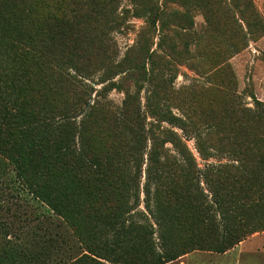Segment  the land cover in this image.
I'll return each instance as SVG.
<instances>
[{
    "label": "rangeland",
    "instance_id": "374dc122",
    "mask_svg": "<svg viewBox=\"0 0 264 264\" xmlns=\"http://www.w3.org/2000/svg\"><path fill=\"white\" fill-rule=\"evenodd\" d=\"M1 1L55 57L44 92L6 95L0 264H68L86 245L97 264H222L250 240L241 260L264 264V198L238 202L257 233L219 253L244 218L214 198L247 192L242 159L264 157L262 137L251 145L264 137V0ZM53 20L59 45L35 32ZM193 160L205 181L188 176Z\"/></svg>",
    "mask_w": 264,
    "mask_h": 264
},
{
    "label": "trees",
    "instance_id": "16d2710c",
    "mask_svg": "<svg viewBox=\"0 0 264 264\" xmlns=\"http://www.w3.org/2000/svg\"><path fill=\"white\" fill-rule=\"evenodd\" d=\"M79 2L76 5H78ZM23 18L25 19V17H22V14H13L9 6L0 0V26L4 28V30L0 31V134H5L6 130L3 131L2 129L3 127L9 125V118L6 117V109L4 108V105L5 107H7V105L4 103L8 92L12 91L15 92L17 95H22V93H27L30 90H32V92H35L39 91L40 89L44 92L46 89V82L45 78H43L44 73L41 69L44 68L45 70V67L51 62L52 58L55 57V55L51 53L50 55H48L49 52L44 51L39 46V44L33 40L32 37L26 36V33L23 32L22 28V22L24 20ZM56 23L57 22L53 20L50 25H42L41 27H38L35 32L41 33L49 31V33L53 34L51 38L52 42H55V45H59L61 44L59 39L54 36L57 32V29L55 28ZM262 108L264 107H259L260 110ZM258 136L262 137L260 144L264 145V137L262 136V134L254 135L251 138V145L257 144L256 140H258ZM4 139L5 137L2 140ZM5 152H7V149L4 148V143L0 141V157L5 155ZM197 152L200 157L204 156L202 153L203 151L199 146H197ZM255 153L258 155H255L257 156L255 160L253 159L254 157L248 158L247 160L242 159L244 162V173L241 177H239V181H242V183L248 186L247 192L241 194H230V198H228L227 200H222V197H220L222 195H220L218 189H216V193L214 195V198H216V203L218 205H226L224 207V210L227 207H234L238 209L240 217L244 219L241 220L240 223H238L237 227L228 230V232L226 233V245H220V248H218L215 252H226L241 243L242 241H244L252 234L257 233L255 229H248L250 227H254L253 222L250 219L246 218L249 210L243 206L238 207V202L247 200L248 207L253 206L254 208L255 206L260 209L259 205H261V202H263L262 198H264V157L259 154L258 150H256ZM250 162H253L255 166H245V164H248ZM191 163L193 164V168L189 170L188 176L191 179L193 177H197V180L201 178L203 181H205L207 178L208 170H199L196 165H194V160ZM227 181H230L231 183H224V185L233 189L235 180L232 177H227L226 182ZM145 189L146 187H144L143 190V203L144 209L147 212L151 195L149 191ZM107 194H110V191H108ZM175 196L176 192H172L171 187H168L167 190L162 193L164 204L166 205L165 207H169V200ZM106 204L111 205V201H108ZM179 206V203L176 202L173 207L171 206L169 208L175 210V213L177 214L175 216L176 221L183 224V221H181V219H184V213L181 212ZM92 208H95V205L92 204ZM202 211L206 212V207ZM205 212L200 213L204 221L206 217ZM170 219L172 220L171 217ZM210 224L214 223L212 222ZM110 228L115 230L117 228V225L113 226L112 224L110 225ZM139 228L141 227L139 226ZM213 228L214 226H212L211 230ZM143 241L147 244L149 242L148 240H146V238H143ZM213 243L215 244L214 240L201 241V244L204 245L212 246ZM86 246V254H84L85 252H83L79 257L71 260V262H69L68 264H97L94 259L90 256L91 252H93L92 247H89L88 245ZM176 259L177 257L174 256L167 258L158 257V259H156L153 264H168L175 261Z\"/></svg>",
    "mask_w": 264,
    "mask_h": 264
},
{
    "label": "crops",
    "instance_id": "0c3cea01",
    "mask_svg": "<svg viewBox=\"0 0 264 264\" xmlns=\"http://www.w3.org/2000/svg\"><path fill=\"white\" fill-rule=\"evenodd\" d=\"M254 246H255V244H251V240L243 242L240 246L237 247V249L235 251L237 254L235 256V259L234 260L227 259V258L222 259V264H253V261H252V263L250 261L244 262L241 259H244V257H248V255L256 254L257 251L254 250ZM228 254L231 255L233 253H228ZM242 255H244V257L241 258ZM226 256H228V255H226ZM171 264H173V263H171ZM180 264H196V263L193 262L191 260V257L188 256V257H183L181 259Z\"/></svg>",
    "mask_w": 264,
    "mask_h": 264
}]
</instances>
